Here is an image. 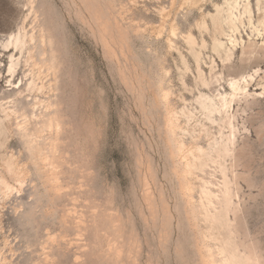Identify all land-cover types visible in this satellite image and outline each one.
<instances>
[{
    "label": "rangeland",
    "instance_id": "1",
    "mask_svg": "<svg viewBox=\"0 0 264 264\" xmlns=\"http://www.w3.org/2000/svg\"><path fill=\"white\" fill-rule=\"evenodd\" d=\"M225 1L0 0V264H264V0L217 55Z\"/></svg>",
    "mask_w": 264,
    "mask_h": 264
},
{
    "label": "bare ground",
    "instance_id": "2",
    "mask_svg": "<svg viewBox=\"0 0 264 264\" xmlns=\"http://www.w3.org/2000/svg\"><path fill=\"white\" fill-rule=\"evenodd\" d=\"M239 0H226L224 2L225 6H219L217 4H214V8H215V14L214 15H210L209 16V20H210V24L211 26L208 25V23L206 22L205 20V15L204 13L202 12L201 13V23L199 25H197V28H199V34L201 36V47L204 49L205 48V35H209L212 39V42L214 43L213 45V48H212V51L214 53H216L218 55V52L220 53L219 51V41L217 39V37H220V36H225V33H224V27L223 25H227L228 27V30H230L232 33L233 32H238V24H243V21H242V15H248V23L249 24H252V19H251V9H250V2L249 0H242L243 2H245V4H243V12H240V10H237L238 9V6H239ZM259 1V0H258ZM171 4H170V9L168 11H166L167 9H165L164 7H161L160 10V14L162 16V21H161V24L159 26V28L157 29V34L158 35H161L162 32L164 31L163 29L165 28L164 25L167 23V19L169 18L170 16V10L173 8V6L176 4H174L173 0L171 1ZM206 0H183V3L180 4L179 7H185V8H188V9H194V8H197V9H202L201 7L204 6ZM181 3V2H180ZM263 4V9H264V3ZM259 7V6H258ZM208 8V7H207ZM258 10V8H257ZM260 10V9H259ZM258 10V11H259ZM261 11V10H260ZM259 11V12H260ZM237 13V14H236ZM242 17V18H241ZM247 17V16H246ZM258 23L263 25L264 26V16L262 14V11H261V14L259 15L258 19H257ZM171 20L169 19V22ZM168 22V23H169ZM168 25V24H167ZM259 25V26H261ZM254 26V24H253ZM258 27V26H257ZM256 27V28H257ZM155 31V30H154ZM258 31V30H257ZM156 32V31H155ZM229 33V32H228ZM169 34H170V37H175L176 36V29H175V26L173 25V23H169ZM259 34V33H258ZM24 36V35H23ZM228 36V35H227ZM226 36V37H227ZM232 36V35H231ZM26 37V36H25ZM24 37L20 36V35H17V36H9L7 38V40L4 42V43H1V45L3 46L4 49H8L9 47H12L14 48L15 50H18L19 52L22 51V49L24 48L25 46V43H24V40H23ZM31 38V37H30ZM230 40V43L233 44V43H236V40L235 38L233 40H231V37L228 38ZM169 43H171L172 39L169 38ZM186 44L187 46H189L190 48H193L196 46V39L194 38L193 36V33L189 32L186 36ZM251 45V44H250ZM251 49V48H249ZM255 49V48H254ZM229 50V49H228ZM253 51V48L251 49ZM251 51V52H252ZM195 52V51H194ZM254 52V51H253ZM196 54H199L198 52ZM248 54V53H246ZM229 55V54H228ZM195 59H196V63H197V72L200 73V68H199V65H198V55H194ZM12 57L13 56H10V67H9V72H12L14 67H16V65L18 64V60H12ZM221 57V56H220ZM228 57V56H227ZM230 57V56H229ZM251 57V56H249ZM223 58V57H222ZM229 59V58H228ZM224 61V60H223ZM214 64V63H213ZM226 65V64H224ZM228 65V64H227ZM226 65V66H227ZM223 67V66H222ZM231 67V66H230ZM229 70V69H228ZM230 73V72H229ZM217 75V74H216ZM237 75V74H236ZM239 75V74H238ZM231 76V75H230ZM241 76V74H240ZM218 77V76H217ZM239 77V76H237ZM242 77V76H241ZM220 78V77H219ZM219 78L216 79V82H219ZM230 80V78H229ZM204 79H203V82L204 83ZM215 83V82H214ZM213 83V84H214ZM208 84V83H207ZM203 85V84H202ZM206 85V84H205ZM229 87H231V89L233 91H237L238 89H236V83L233 82L232 80H230V83L228 84ZM34 86V82L33 80L31 82L28 83V91H30ZM218 96V101L220 102V106H221V109H223L224 111L226 110V107H227V103L225 101V98L224 96H222L221 94H216ZM216 96V97H217ZM231 97V96H230ZM202 98V97H201ZM232 98V97H231ZM235 100V99H234ZM231 104V103H230ZM201 108L206 110L208 112V115H212L213 112H219L220 113V110L218 107H216L214 104L213 105H206L204 104L203 102L201 103ZM230 107V106H229ZM224 113V112H223ZM211 122V121H210ZM200 150V149H199ZM216 150V149H215ZM220 155V154H219ZM194 157V156H193ZM219 157V156H218ZM212 159V158H210ZM7 164V163H6ZM8 171L10 172L11 171V165L8 164ZM14 173V172H12ZM3 185L5 187L6 190L10 189L9 185L1 178L0 176V186ZM207 190V189H206ZM209 191V190H208ZM228 193V192H227ZM208 195H210L211 193H207ZM205 195V194H204ZM226 196V195H225ZM228 197V196H227ZM225 197V198H227ZM230 202V201H229ZM227 204V203H225ZM214 217V216H213ZM216 218V217H215ZM213 219V218H212ZM227 249V248H226ZM227 252V251H225ZM231 253V251H230ZM253 254V253H252ZM255 257V256H254ZM251 259V258H250ZM248 260V259H246ZM252 260V259H251ZM224 261V260H223ZM226 263L227 264H240L239 262L235 261L234 259V256L233 255H229V258L225 259ZM249 261V260H248ZM252 262V261H251ZM254 262V261H253ZM252 262V263H253ZM255 264V263H253Z\"/></svg>",
    "mask_w": 264,
    "mask_h": 264
}]
</instances>
